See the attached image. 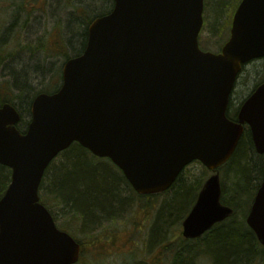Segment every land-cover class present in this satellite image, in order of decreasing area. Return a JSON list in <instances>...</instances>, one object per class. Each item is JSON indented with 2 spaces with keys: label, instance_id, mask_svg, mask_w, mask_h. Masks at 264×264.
Segmentation results:
<instances>
[{
  "label": "water",
  "instance_id": "water-1",
  "mask_svg": "<svg viewBox=\"0 0 264 264\" xmlns=\"http://www.w3.org/2000/svg\"><path fill=\"white\" fill-rule=\"evenodd\" d=\"M205 0H114L93 20L82 55L66 61L62 86L39 94L25 133L11 103L0 105V165L12 181L0 200V264H77L81 245L41 203L52 162L74 143L109 159L139 195L170 190L200 162L213 174L183 222L188 240L234 214L221 202L219 169L248 126L264 155V83L227 116L244 65L264 60V0H242L220 53L199 37ZM247 224L264 246V174Z\"/></svg>",
  "mask_w": 264,
  "mask_h": 264
},
{
  "label": "trees",
  "instance_id": "trees-1",
  "mask_svg": "<svg viewBox=\"0 0 264 264\" xmlns=\"http://www.w3.org/2000/svg\"><path fill=\"white\" fill-rule=\"evenodd\" d=\"M80 4L85 5L84 15H79L77 12L80 8H77L67 16L66 38L62 36L60 38V31L57 28V35L50 34V43L47 40L41 42V50L45 52L46 58L61 55L67 61L71 57L81 55L87 46L91 22L94 18L110 13L114 6L113 0L96 2L85 0ZM215 4L218 9L214 14L218 21L214 27L218 28L222 22L225 3L216 1ZM53 35L55 39L52 42ZM32 51L35 54L33 57H36L35 49ZM20 54L21 52L18 53L15 48L13 56L16 61L11 66L10 79L0 83V104L12 103L16 106L22 117L18 128L24 133L30 123L31 106L35 97L43 92H56L60 87L58 84L62 81V74L53 67L42 66L44 62L40 60L35 66V71L37 69L42 73H53L56 82L51 89L36 90L30 76L29 65L24 64ZM2 62L4 60L1 59L0 64ZM235 115L236 113H228L229 118L233 120ZM220 172L222 203L233 208V216L216 225L198 241L185 242L182 239L185 243L180 244L174 252L172 264H196L201 253L211 258L214 264H256L259 257L264 259V247L246 224L264 174V156L256 153L249 130L241 138L231 160L220 169ZM11 178L12 171L0 165V200L7 191ZM204 182V180L187 182L182 173L171 190L165 193H169L170 197L161 206L157 215L152 230L155 242L165 235L171 223L185 219ZM131 192L136 199H142L143 196L134 192L123 173L110 160L93 156L80 144H73L59 155L47 169L40 188L43 204L47 207L55 205L64 207L68 210L67 215L70 218L82 219L84 225L93 230L100 226L103 219L119 220L124 217V212L131 211L135 203ZM54 218L56 221L55 216ZM199 242L202 245L200 248L190 245Z\"/></svg>",
  "mask_w": 264,
  "mask_h": 264
},
{
  "label": "rangeland",
  "instance_id": "rangeland-1",
  "mask_svg": "<svg viewBox=\"0 0 264 264\" xmlns=\"http://www.w3.org/2000/svg\"><path fill=\"white\" fill-rule=\"evenodd\" d=\"M84 1L0 0V37L2 38L0 60H4L0 64V83L10 79L11 66L16 61L13 56L16 48L18 53L21 52L20 56L24 64L29 65L34 88L36 90L53 88L56 82L53 73H42L37 69L35 71V66L41 60L44 62L42 66L53 67L62 74L65 59L61 55L46 58L45 52L41 50V42L49 41L51 33L57 35V28L60 31V38L61 36L66 38L67 16L77 8H80L77 13L84 15L85 5L80 4ZM216 1L225 3L222 22L219 23L218 28L214 27L217 24L215 22L218 21L214 14L218 9ZM240 1L205 0V26L200 37V47L203 51L219 52L229 38L232 15ZM54 39L53 35L52 42ZM32 49H35L36 57H33L35 54ZM262 80H264V60H257L247 65L237 82L229 111L231 113L236 111ZM210 175L211 173L197 162L191 164L184 172L187 182L206 181ZM131 196L135 199L131 211L124 212V217L119 220L103 219L100 226L94 230L84 225L82 219L70 218L67 215L68 210L64 207L48 206L56 217L58 226L83 243L82 259L78 264H172L174 252L180 244L185 243L182 241L183 220L171 223L160 240L155 242L152 238L157 215L161 206L169 199V193L136 199L131 192ZM190 245L195 248L202 246L200 242ZM263 260L259 257L256 264H264ZM196 264H214V261L201 253Z\"/></svg>",
  "mask_w": 264,
  "mask_h": 264
},
{
  "label": "flooded vegetation",
  "instance_id": "flooded-vegetation-1",
  "mask_svg": "<svg viewBox=\"0 0 264 264\" xmlns=\"http://www.w3.org/2000/svg\"><path fill=\"white\" fill-rule=\"evenodd\" d=\"M7 29H8V27H7ZM7 29H6V30H7Z\"/></svg>",
  "mask_w": 264,
  "mask_h": 264
}]
</instances>
